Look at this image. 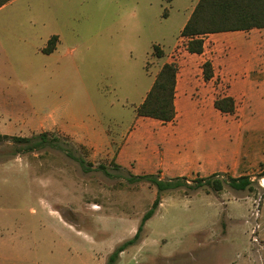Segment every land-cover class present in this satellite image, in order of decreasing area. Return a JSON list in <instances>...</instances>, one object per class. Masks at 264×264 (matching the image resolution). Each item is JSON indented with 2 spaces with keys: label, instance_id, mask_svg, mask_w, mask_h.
<instances>
[{
  "label": "rangeland",
  "instance_id": "obj_1",
  "mask_svg": "<svg viewBox=\"0 0 264 264\" xmlns=\"http://www.w3.org/2000/svg\"><path fill=\"white\" fill-rule=\"evenodd\" d=\"M181 12L165 0H20L1 14L0 132L60 137L92 171L55 148L16 153L0 142V264H104L155 200L153 185L130 181L146 175L251 177L252 192L161 194L141 237H167L198 257V242L241 234L252 264H264V29L205 36L203 53L190 55ZM54 35L56 50L43 54ZM166 63L178 68L175 119L138 118ZM223 97L234 114L214 108ZM216 247L209 260L235 258Z\"/></svg>",
  "mask_w": 264,
  "mask_h": 264
},
{
  "label": "trees",
  "instance_id": "obj_2",
  "mask_svg": "<svg viewBox=\"0 0 264 264\" xmlns=\"http://www.w3.org/2000/svg\"><path fill=\"white\" fill-rule=\"evenodd\" d=\"M10 1L12 0H0V8ZM253 29H264V0H199L180 36L183 38L187 53L200 55L204 51L203 37L207 35L248 32ZM57 41V36L51 37L43 49V53L51 54L56 48ZM156 50L158 48L154 47V52ZM161 54L158 51L157 55H160L159 57H161ZM177 72L178 68L175 63H166L161 67L143 102L136 108L137 117L161 123L172 122L175 119ZM202 73L205 81H210L213 78V69L210 62L206 61L202 65ZM213 106L222 114L231 115L236 112V102L232 97L216 99ZM5 141L13 143L16 153H35L46 147L58 149L75 161L83 172L92 171V165L86 166L85 158L74 147L77 145L68 141L62 143L60 137L49 138L47 133L31 137L0 135V142ZM64 146L66 148L70 147V149H65ZM82 149L84 150L83 147ZM98 170L105 172L106 168L100 166ZM138 180H145L155 187L157 192L155 200L143 215L135 235L117 246L109 255L106 264H116L122 252L140 241L146 222L154 216L161 203V194L179 189L195 192L205 187L219 193L225 185L236 192H252L255 184L249 176L218 179L215 178V175L207 178H197L191 181V184L183 177L164 180L156 175L135 176L130 181Z\"/></svg>",
  "mask_w": 264,
  "mask_h": 264
},
{
  "label": "crops",
  "instance_id": "obj_3",
  "mask_svg": "<svg viewBox=\"0 0 264 264\" xmlns=\"http://www.w3.org/2000/svg\"><path fill=\"white\" fill-rule=\"evenodd\" d=\"M18 1L20 0H12L6 5H4L3 7H1L0 16L9 6H12ZM165 1H167L170 7L177 6V10L182 11L180 18H179L180 19L179 33L181 34L184 26L188 22L199 0H165ZM164 16H167V17L170 16V14L168 15L167 9L165 11ZM251 31L253 30H250L248 32H235V33H249ZM221 34H227V33H221ZM213 35H220V34H211L207 36H213ZM57 38H58V41H57V44H58L59 37L57 36ZM204 39L205 37H203V40ZM180 40L183 41V38H181V36H180ZM57 44H56V48H57ZM3 48L4 46L1 42V36H0V60L4 59L3 58L4 56ZM46 55H50V54H46ZM190 55H196V54H190ZM176 91H177V84H176ZM175 107H176V99H175ZM0 134L7 135L6 133H2V132H0ZM107 139H108V136H107ZM170 240L171 239H168L167 237H162L161 239H159L158 237L151 236V234H146L143 237H141L138 244L128 248L127 250H125L124 252L120 254L117 264H252L250 259L252 258L254 259L256 255L255 251H253L252 249V246L251 247L249 246V239L245 238L241 234H235L234 236H231L228 234V235H222L219 237H211L210 239H208V242L206 241L207 243H202V244L198 242V244H196L197 245L196 247L202 248L199 251L200 256L198 257H196L195 255L196 253V250L194 249L195 247L193 249L188 248L186 250H182L180 248L181 246L180 243H171ZM217 244L221 248L223 246H227L228 250L233 249L236 255L235 258L228 260L227 258L221 257L222 259H224L222 260L220 258L215 257L209 260L210 256L212 257V255H216V253L218 254L217 247H216ZM236 247H238L237 251L235 250ZM180 250L182 251L180 252ZM224 254L225 252L222 253V255ZM201 256L203 257L204 260L200 258ZM107 258L108 257H105L104 264L107 263L106 261Z\"/></svg>",
  "mask_w": 264,
  "mask_h": 264
},
{
  "label": "bare ground",
  "instance_id": "obj_4",
  "mask_svg": "<svg viewBox=\"0 0 264 264\" xmlns=\"http://www.w3.org/2000/svg\"><path fill=\"white\" fill-rule=\"evenodd\" d=\"M262 186L264 187V181H262Z\"/></svg>",
  "mask_w": 264,
  "mask_h": 264
}]
</instances>
